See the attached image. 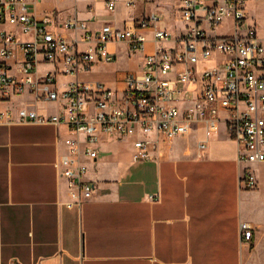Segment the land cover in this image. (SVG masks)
Masks as SVG:
<instances>
[{
	"label": "crops",
	"instance_id": "obj_1",
	"mask_svg": "<svg viewBox=\"0 0 264 264\" xmlns=\"http://www.w3.org/2000/svg\"><path fill=\"white\" fill-rule=\"evenodd\" d=\"M24 1L40 24L49 22L69 41L72 35L63 27L69 19L84 21L96 32L106 23L122 27L154 11H146L153 3H140L144 10L136 16L140 5L129 7L130 0H120L115 12L105 0H59L58 6ZM1 32L16 35L19 43L33 39L7 24H0ZM148 37L151 52L153 37ZM109 50L114 63H98L76 78L118 88L126 73L141 70L144 53L130 55L123 45ZM121 57L135 66L113 73L104 69L117 66ZM4 61L9 75L21 79L20 48ZM53 70L42 65L38 75ZM72 79L58 76L62 87ZM22 108L43 116L57 113L55 105L27 92L10 97L0 92V113ZM68 137L65 127L51 124H0V264H264V164L240 162L225 125L204 151L199 149L204 127L197 126L173 142L159 141L143 161L134 158L132 138H125L132 155L120 158L121 150L110 157L101 148L110 139L102 137L98 159L88 161L96 190L81 207L67 206L71 197L56 167ZM246 169L256 178L253 189L242 184ZM242 222L254 229L250 243L242 240Z\"/></svg>",
	"mask_w": 264,
	"mask_h": 264
},
{
	"label": "built area",
	"instance_id": "obj_2",
	"mask_svg": "<svg viewBox=\"0 0 264 264\" xmlns=\"http://www.w3.org/2000/svg\"><path fill=\"white\" fill-rule=\"evenodd\" d=\"M115 12L120 0H105ZM262 0H182L179 18L183 28L173 34L164 27V16L153 11L122 27L106 23L93 32L84 21L67 20L66 36L40 24L24 0H0V24L19 28L33 39L19 43L16 35L0 33V58L23 53L22 78L8 73L0 63V92L3 97L27 92L36 100L56 106L57 113L43 116L26 108L0 113L1 123L51 124L65 127L66 154L56 167L69 191L68 207L92 199L95 183L88 178V161L99 157L102 137L132 138L136 161L149 160L159 141L173 142L204 127L209 139L225 125L228 137L238 146L239 160L248 165L264 164V38L257 23H249L247 3ZM155 0H130L127 6L152 4ZM234 19L233 34L218 31L225 19ZM149 35L154 47L147 51ZM110 45L125 46L130 55L144 53L138 72L124 75L120 86L84 82L76 77L98 63H114ZM42 65L54 70L38 75ZM71 77L63 87L58 76ZM16 116V119H15ZM256 178L245 170L242 184L256 187ZM241 236L252 242L254 229L241 223Z\"/></svg>",
	"mask_w": 264,
	"mask_h": 264
},
{
	"label": "rangeland",
	"instance_id": "obj_3",
	"mask_svg": "<svg viewBox=\"0 0 264 264\" xmlns=\"http://www.w3.org/2000/svg\"><path fill=\"white\" fill-rule=\"evenodd\" d=\"M55 5H59V0H47ZM182 0H156L155 3L152 5H149L146 7V11L155 10L162 13L164 16V21L166 23L167 29L169 31L175 32L177 29H181L183 27V23L178 17L179 15V8L181 5ZM138 11L134 13V15L139 16L140 12L144 10V7L139 4ZM64 9V12H66V7L62 8ZM68 12H71L70 9H68ZM247 13H248V20L249 23H257L258 25V31L261 37L264 38V0L262 1H251L247 3ZM133 16V13H131ZM233 26H234V19L232 17H228L225 19L222 26L219 28V35L221 36H230L233 34ZM119 64L117 66H106L104 69L110 73L115 72V69H131L135 66V62L131 60L128 62L125 58H119ZM67 80V79H65ZM64 81V80H63ZM118 137H110L109 140L104 142L101 145V148L109 151L110 157H113L116 150H121L120 158H126L131 153L128 152L130 147L129 140H119ZM120 142V143H119ZM96 149H99V145L94 146ZM132 155V154H131Z\"/></svg>",
	"mask_w": 264,
	"mask_h": 264
}]
</instances>
